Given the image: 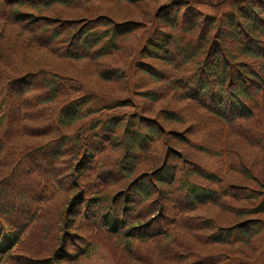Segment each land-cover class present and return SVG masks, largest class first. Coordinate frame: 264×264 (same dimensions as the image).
Here are the masks:
<instances>
[{"label":"rangeland","instance_id":"1","mask_svg":"<svg viewBox=\"0 0 264 264\" xmlns=\"http://www.w3.org/2000/svg\"><path fill=\"white\" fill-rule=\"evenodd\" d=\"M248 1L30 0L17 7L0 0V15L27 14L0 20V57L8 37H21L19 61L29 66L0 63V264H264V34L229 38L227 23ZM125 24L135 30L112 37ZM84 30L101 39L79 59ZM55 34L54 47L40 46ZM224 37L232 42L225 57L235 59L231 80L240 77L252 95L251 120L223 122L196 100L208 50L223 53ZM156 42L161 50L152 54ZM242 45L260 58L241 53ZM51 71L72 81L58 82L65 96L43 105L34 100L41 91L25 95L46 122H25L30 135L7 154L1 146L12 117L3 100L17 94L9 86ZM74 102L84 103L85 116L63 126L61 111ZM35 112L22 107L15 115ZM212 173L219 184L201 178ZM185 184L216 192L218 205L189 204ZM137 186L149 200L135 197ZM183 213L190 225L178 229ZM252 227L248 239L237 235Z\"/></svg>","mask_w":264,"mask_h":264},{"label":"trees","instance_id":"2","mask_svg":"<svg viewBox=\"0 0 264 264\" xmlns=\"http://www.w3.org/2000/svg\"><path fill=\"white\" fill-rule=\"evenodd\" d=\"M30 0H10V5H15L19 7H24L25 3L29 2ZM72 1L75 0H48L47 5L49 4H70ZM118 1H128L134 4L141 3L146 0H118ZM258 0H249L247 4L245 5H239L235 9L234 16L230 19H228L227 23L231 27V30L229 31L230 36L229 38L237 39L241 34H246V36H249L252 40L259 39L260 35L264 34V3L258 4ZM21 14H18L15 12L16 16L12 15V19H8L5 17V22H18L17 20L22 19L26 17L27 14L24 12H20ZM5 14H7L5 12ZM122 30L118 31V33L114 32L112 37L115 36H125L130 33H132L135 30L134 24H125L122 28ZM119 34V35H118ZM82 35H86V37L82 40L81 44L79 45V48L76 50L78 51L76 53L77 57L79 59H83L85 57H88L90 53V49L93 48L95 43H97L101 37L98 36L96 32H93V30L90 33H86L84 30L82 32ZM0 38L3 39V36L0 35ZM9 39L7 42L9 43V50L6 51L7 58L11 57V59L19 58L20 52L17 49L18 45L21 44V39L18 37H8ZM21 38V37H20ZM58 38V37H57ZM226 37L223 39H220L219 45L223 49V53L218 49L217 46H211V49L208 50L209 54L208 57L211 58L208 59L207 62L202 66L203 70V77H198L196 87L200 90V95L196 97V100L199 102V104H203V106L215 117L219 118L223 122L226 123H232L237 122L241 120H251L254 117V112L251 109V107L247 104V102L250 100V97H252L250 90L246 86L243 85V80L240 77H235L234 80L232 79L234 68L233 65L235 64V59L233 56L228 55L225 57V55L228 52V46L232 44V42H228L225 40ZM56 41V40H54ZM51 38V47H54V42ZM237 41V40H232ZM5 42V41H4ZM158 44H149V50L152 54H158L159 50H161V44L159 42H156ZM8 46V44L6 43ZM40 46L42 48L49 47L50 44L48 42L43 41ZM241 53H251L253 54L254 58L259 59L260 53H256L254 49L250 48L248 45H242L240 49ZM66 56V55H65ZM63 56V58H66ZM0 63H6V61L0 57ZM24 65L25 62L23 63ZM28 66V65H26ZM43 71V70H42ZM51 75L45 73V72H39L36 73V77H28L22 80H19L16 84L12 86V92L16 95H12L9 97L8 102L5 103V100H3V104L5 108H8L9 114H11L10 120H9V127L7 130V133L2 141H4L3 145L1 147H5V152L9 154L12 152L15 147L16 143L18 141L22 140L23 138L30 135L28 131H25L23 125L28 122L41 124L45 121V116L43 115L42 111L36 107H34L32 101L28 102L27 99H25V95L31 94L35 91H41L44 93L41 97L34 98V100H37L38 102L42 103L43 105H50L52 103L59 102V99H63L62 91L60 87L58 86V82L61 83L60 86H62L63 81H70L63 79L64 76L58 72L51 71ZM249 79H256L261 80L259 76H253L254 78H251L252 76H248ZM2 78L0 75V86L2 84ZM234 81V83H233ZM72 82V81H70ZM20 94V95H18ZM247 101V102H246ZM84 103H72L69 106H66L62 109L59 121L63 126H71L79 122L85 115L83 110ZM26 108L35 110L34 115H28L27 117H24V119L20 120L17 118L15 114H17L20 110V108ZM38 139H44L48 134L45 132V130L40 127L38 128ZM155 133H149L144 134L143 136L139 137V140L134 142V146H132V150H140L142 149V146L149 140L151 137H153ZM28 149V148H27ZM27 149L22 151H27ZM55 157L58 156L59 150H54ZM247 173H249L248 170H246ZM171 176L170 171H167L164 176H161L162 178H169ZM23 179H26V176H22ZM202 179L206 180L207 182L213 183V184H219L220 178L217 174H210L209 176L201 177ZM253 179V178H251ZM185 197L189 204L192 205H200V206H207L208 204L210 206H217L219 197L216 192L211 191L205 187L200 186H191L189 184H185ZM148 190L144 186H137L136 187V193L135 197L142 198L144 200H149L150 195L148 193L147 198L145 197L147 195ZM189 214L183 213L182 214V222L180 226H177L178 229H181L182 227H188L189 224ZM110 219V218H108ZM108 227L110 229H115V222L114 220H110L107 222ZM146 224H144L145 226ZM256 227H252L250 231L246 230H238L237 235L239 237H242L244 239H248L252 233V231H256ZM180 231V230H179ZM130 230H128L125 234L129 233ZM229 238V236H225Z\"/></svg>","mask_w":264,"mask_h":264}]
</instances>
